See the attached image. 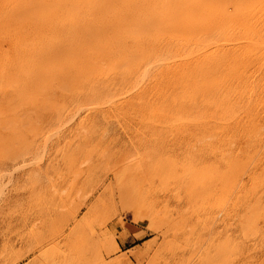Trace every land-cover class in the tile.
Listing matches in <instances>:
<instances>
[{
  "label": "rangeland",
  "instance_id": "1",
  "mask_svg": "<svg viewBox=\"0 0 264 264\" xmlns=\"http://www.w3.org/2000/svg\"><path fill=\"white\" fill-rule=\"evenodd\" d=\"M29 2L0 0V264H264V0H122L123 28L66 1L52 29Z\"/></svg>",
  "mask_w": 264,
  "mask_h": 264
},
{
  "label": "bare ground",
  "instance_id": "2",
  "mask_svg": "<svg viewBox=\"0 0 264 264\" xmlns=\"http://www.w3.org/2000/svg\"><path fill=\"white\" fill-rule=\"evenodd\" d=\"M13 1V0H12ZM19 0H16V2H18ZM32 1V5H33V7H35V8H37V9H39V10H45L44 11V13L41 15V17L39 18V19H37L36 21H32V25H33V28H53V26H55V25H57V26H59V27H62L63 25L64 26H68L69 24H73V21H74V19H75V17H72V14H71V11H67V10H65L66 9V6L64 7V8H62V5L64 4V3H66V1H69L70 3L72 2V5L76 8V9H79L80 10V12H82V13H84V12H86V6L88 7L89 5L91 6L92 4V6H94V4H97V5H99L100 6V12L102 13H100L99 14V16L101 15V21L103 22V25L104 26H109V27H112L113 28V26H117L118 28H123L122 26H121V22L123 21V19H124V14L120 11V6H121V1L122 0H30V2ZM125 1H127V0H125ZM188 2V0H177V2H178V4H181L180 6H179V9L180 10H183L184 9V5H185V2ZM191 1H193V3L195 2V1H198V0H191ZM235 1V0H234ZM21 2V1H20ZM23 2V1H22ZM25 3H26V1H24ZM29 2V3H30ZM165 2V1H164ZM214 2V1H213ZM219 2V1H218ZM151 3V2H150ZM139 4V3H138ZM153 4V3H152ZM160 4V3H159ZM4 5H5V3H4ZM9 5H11V2H10V4ZM19 5V4H18ZM20 5H21V3H20ZM145 5V4H144ZM158 5V4H157ZM205 5V4H204ZM248 5H249V3H248ZM3 6V5H2ZM89 6V8L91 9V8H93L92 6L90 7ZM139 6V5H138ZM262 6H264V5H262ZM32 7V8H33ZM219 7V6H218ZM245 7V6H244ZM0 8H1V6H0ZM3 8H5V7H3ZM7 8V7H6ZM140 8H141V6H140ZM196 8H197V6H196ZM201 8H203V7H201ZM257 8V7H256ZM98 9V8H97ZM141 9H143V8H141ZM225 9V8H224ZM262 10H264V9H262ZM104 11V12H103ZM129 11V10H128ZM131 11H132V9H131ZM191 11H193V10H191ZM198 11H199V8H198ZM113 12V13H112ZM134 12V11H133ZM133 12H131V13H133ZM138 12H139V9H138ZM138 12H136V13H138ZM142 12V11H141ZM144 12V11H143ZM146 12V11H145ZM193 12H195V11H193ZM203 12V11H202ZM248 12H250V11H248ZM258 12V11H257ZM76 13H78V12H76ZM112 13V14H111ZM135 13V12H134ZM135 13V14H136ZM198 12H196V14H197ZM243 13V12H242ZM247 13V12H246ZM251 13V12H250ZM142 14V13H141ZM203 14V13H202ZM258 15H259V13H257ZM261 14V17H264V16H262V15H264V14H262V13H260ZM204 15V14H203ZM206 15V14H205ZM237 15V14H236ZM15 16V15H14ZM29 16V15H28ZM137 16H138V14H137ZM144 16V15H143ZM244 16V15H243ZM27 17V16H26ZM140 17H142V16H140ZM253 17V16H252ZM261 17H259V18H261ZM134 18V17H133ZM197 18V17H196ZM210 19V18H209ZM218 19V18H217ZM235 19V18H234ZM243 19L245 20V18L243 17ZM247 19V18H246ZM258 19V18H257ZM261 20H264V19H262L261 18ZM189 21V20H188ZM75 22V21H74ZM215 22V21H214ZM228 22V21H227ZM241 22V21H240ZM245 22V21H244ZM246 22H248L247 20H246ZM245 22V23H246ZM250 22V21H249ZM127 23H136V20H134V19H129V21H127ZM216 23H218V22H216ZM223 23V22H222ZM226 23V22H225ZM229 23V22H228ZM234 23V22H233ZM10 24V23H9ZM95 24V23H94ZM240 25H241V23H239ZM248 24V23H247ZM247 24H245L244 25V27L243 28H246L245 30H247V28L248 27H246V25ZM259 24V23H258ZM26 25V24H25ZM77 25V24H76ZM214 25H215V23H214ZM219 24H217V26H218ZM224 25V24H223ZM228 25V24H227ZM231 25V24H230ZM243 25V24H242ZM25 27V26H24ZM224 27V26H223ZM230 27V26H229ZM235 27H238V25H236ZM241 27V26H240ZM29 28V27H28ZM38 28V29H39ZM70 28V27H69ZM68 28V29H69ZM82 29H83V27H81ZM249 28H250V26H249ZM218 29V28H217ZM216 29V30H217ZM220 29H222V25L220 24ZM224 29V28H223ZM236 29V28H235ZM240 29V31H241V28H239ZM238 29V30H239ZM251 29V28H250ZM250 29H248V30H250ZM255 29V28H254ZM253 29V30H254ZM49 30V29H48ZM54 30V29H53ZM57 30V29H56ZM214 30V29H213ZM234 30V29H233ZM40 30H38L37 32H39ZM220 31V30H219ZM231 31V30H230ZM237 31V30H236ZM252 31V30H251ZM262 31V30H261ZM22 32V31H21ZM23 32H25V31H23ZM50 32V31H49ZM55 32V31H54ZM53 32V33H54ZM82 32V31H81ZM233 32V31H232ZM235 32V31H234ZM237 32H239V31H237ZM246 32V31H245ZM215 33H216V31H215ZM218 33V32H217ZM236 33V32H235ZM12 34V33H11ZM33 34H35V33H33ZM40 33H38L37 34V36L39 35ZM49 34V33H48ZM57 34V33H56ZM80 34V33H79ZM209 34V33H208ZM222 34V33H221ZM237 34H240V32L239 33H237ZM236 34V35H237ZM243 34V33H242ZM248 34V33H247ZM253 34H255V33H253ZM10 35V34H9ZM41 35V34H40ZM39 35V36H40ZM63 35V34H62ZM217 35V34H216ZM232 35V34H231ZM234 35V34H233ZM235 35V36H236ZM258 35V34H257ZM33 36V35H32ZM37 36H35V37H37ZM45 36H47V35H45ZM44 36V37H45ZM50 36V35H49ZM60 36V35H59ZM73 36V35H72ZM201 36H202V34H201ZM22 37V36H21ZM35 37H34V39H35ZM229 37V36H228ZM1 38V37H0ZM3 38V37H2ZM8 38V37H7ZM15 38V37H14ZM24 38H25V36H24ZM27 38V37H26ZM29 38V37H28ZM38 38V37H37ZM70 38V37H69ZM161 38V37H160ZM211 38V37H210ZM44 39V38H43ZM52 39V38H51ZM53 39H56L55 37L53 38ZM52 39V40H53ZM85 39V38H84ZM188 39V38H187ZM191 39V38H190ZM14 40V39H13ZM66 40V39H65ZM86 40V39H85ZM12 41V40H11ZM28 41H29V39H28ZM159 41V40H158ZM228 41V40H227ZM231 42L233 41H235V38H234V40L232 39V40H230ZM230 41H228L229 43H230ZM239 41V40H238ZM243 41H245V40H243ZM248 41V40H247ZM20 42H22V41H20ZM40 42H42V41H40ZM45 42V41H44ZM143 42V41H142ZM184 42H185V40H184ZM183 42V43H184ZM213 42V41H212ZM237 42V41H236ZM241 43H242V41H240ZM240 42H238V43H240ZM249 42H250V40H249ZM23 43H25V42H23ZM43 43V42H42ZM46 43V42H45ZM86 43H87V41H86ZM126 43H127V41H126ZM131 43V42H130ZM129 43V44H130ZM160 43H162V42H160ZM189 43V42H188ZM197 43V42H196ZM210 43V42H209ZM218 43V42H217ZM216 43V44H217ZM235 43V42H234ZM248 43V42H247ZM251 43L253 44V45H260L261 46V49L262 50H264V36H262V34H260L259 36H258V38H252L251 39ZM3 44V43H2ZM11 45H13L12 43H10ZM14 44H15V42H14ZM27 44V43H26ZM40 44V43H39ZM38 44V45H39ZM87 44H89V43H87ZM101 44H102V42H101ZM191 44V43H190ZM189 44V45H190ZM193 44V43H192ZM232 44V43H231ZM246 44V43H245ZM10 45V46H11ZM18 45H19V43H18ZM21 45V44H20ZM29 45V44H28ZM27 45V46H28ZM43 45V44H42ZM128 45V44H127ZM149 45V44H148ZM150 45H152L151 43H150ZM193 45H195V46H197V44H195V42H194V44ZM199 45V44H198ZM201 45H202V43H201ZM207 45V44H206ZM210 45H211V43H210ZM222 45V44H221ZM17 46V45H16ZM22 46V45H21ZM24 46H25V44H24ZM34 46V45H33ZM90 46H92V45H90ZM109 46V45H108ZM126 46V45H125ZM153 46V45H152ZM183 46V45H182ZM200 46V45H199ZM199 46H197V47H199ZM203 46H205V43H204V45ZM225 46V45H224ZM8 47V46H7ZM29 47V46H28ZM36 47V46H35ZM122 47V46H121ZM196 47V48H197ZM210 47H213V46H209V48ZM215 47V49H216V46H214ZM217 47H219V46H217ZM230 47V46H229ZM13 48H15V47H13ZM12 48V49H13ZM38 48V47H37ZM93 48L95 49V47L93 46ZM97 48V47H96ZM153 48V47H152ZM151 47L149 48V49H152ZM183 48V47H182ZM225 48V47H224ZM224 48H222V49H224ZM231 48V47H230ZM243 48H244V46H243ZM247 48V47H246ZM245 48V49H246ZM10 49V48H9ZM16 49V48H15ZM26 49H28V48H26ZM26 49H24V50H26ZM123 49H124V47H123ZM186 49V48H185ZM195 49V48H194ZM211 49V48H210ZM209 49V50H210ZM213 49V48H212ZM218 49V48H217ZM226 49V48H225ZM29 50H31V48L29 49ZM33 50H35V48L33 49ZM32 50V51H33ZM50 50H52V49H50ZM98 50V49H97ZM100 50V49H99ZM113 50V49H112ZM154 50V49H153ZM184 50V49H183ZM196 50V49H195ZM199 50H201V49H199ZM206 50H207V47H206ZM208 50V51H209ZM231 50V49H230ZM237 50V49H236ZM241 50H242V48H241ZM15 51V50H14ZM21 52L23 51V50H20ZM19 51V52H20ZM35 51H37V50H35ZM35 51L33 52V53H35ZM55 51V50H54ZM104 51V50H103ZM115 52H116V50H114ZM157 51H159V50H157ZM178 51V50H177ZM186 51H188V50H186ZM189 51H191V50H189ZM198 50H196V52H197ZM203 52L205 51V50H202ZM16 52V54H19V53H17V50L15 51ZM58 52V51H57ZM146 52H148V51H146ZM160 52V51H159ZM191 52H193V51H191ZM190 52V53H191ZM207 52V51H206ZM218 52V51H217ZM217 52H216V55H217ZM228 52V51H227ZM236 52V51H235ZM9 52H7V54H8ZM23 53V52H22ZM47 53V52H46ZM189 53V54H190ZM220 53V52H219ZM257 52H255V54H256ZM39 54V53H38ZM159 54V53H158ZM189 54H187V55H189ZM192 54H194V52L192 53ZM198 54H200L199 52H198ZM201 54H203V53H201ZM208 54V53H207ZM206 54V55H207ZM211 54V53H210ZM229 54V53H228ZM245 54V53H244ZM252 54V53H251ZM254 54V55H255ZM262 54H264V53H262ZM5 55V54H4ZM10 55H12V53L10 54ZM31 55V54H30ZM29 55V56H30ZM141 55V54H140ZM144 56L146 55V54H143ZM148 55V54H147ZM146 55V56H147ZM154 55H155V52H154ZM165 55V54H164ZM170 55V54H169ZM180 55V54H179ZM182 55V54H181ZM186 55V56H187ZM195 55V54H194ZM219 55V54H218ZM218 55H217V57H218ZM227 55V54H226ZM13 56V55H12ZM14 56H16V55H14ZM18 56V55H17ZM37 56V55H36ZM192 56V55H191ZM196 56V55H195ZM198 56H200V55H197L196 57H197V59H198ZM203 56V55H202ZM207 56H210V55H207ZM213 56V55H212ZM228 56V55H227ZM253 56V55H252ZM9 57H11V56H9ZM9 57H7L8 59H10ZM33 56H31V58H32ZM110 57H112V56H110ZM159 57V56H158ZM179 57V56H178ZM182 57H184V55L182 56ZM221 57V56H220ZM246 57V56H245ZM262 57H264V56H262ZM17 58V57H16ZM22 58H24V57H22ZM26 58V57H25ZM29 58V57H28ZM27 58V59H28ZM34 58H35V55H34ZM147 58V57H146ZM167 58V57H166ZM185 58V57H184ZM187 58H188V56H187ZM193 58H195L194 56L191 58L192 60H196V59H193ZM213 58H214V56H213ZM215 58H216V56H215ZM234 58V57H233ZM3 59H6V58H3ZM12 59V58H11ZM13 59H14V57H13ZM20 59H21V57H20ZM30 59V58H29ZM40 59V58H39ZM155 59H156V57H155ZM165 59V58H164ZM168 59V58H167ZM174 59H175V57H174ZM177 59V58H176ZM190 59V58H189ZM191 59H190V61H191ZM232 59V58H231ZM235 59H236V57H235ZM14 60H16V59H14ZM13 60V61H14ZM25 60V59H24ZM74 60H76V59H74ZM88 60V59H87ZM171 59H169V61H170ZM179 60V59H178ZM178 60L176 61L175 60V62H178ZM215 60H217V59H215ZM223 60V59H222ZM238 60V59H237ZM2 60H1V58H0V62H1ZM4 61V60H3ZM5 61H7V59L5 60ZM9 61H11V60H9ZM18 61H20V60H18ZM17 61V62H18ZM48 61V60H47ZM66 61V60H65ZM108 61V60H107ZM131 61V60H130ZM157 61V60H156ZM164 61V60H163ZM167 61V60H166ZM183 61V60H182ZM186 61V60H185ZM189 61V62H190ZM196 61H199V60H196ZM211 61V60H210ZM226 61V60H225ZM231 61V60H230ZM16 62V61H15ZM63 62H64V60H63ZM165 62V61H164ZM168 62V61H167ZM174 62V63H175ZM184 62V61H183ZM191 62H193V61H191ZM195 62V61H194ZM193 62V63H194ZM208 62V61H207ZM212 62V61H211ZM233 62V61H232ZM2 63V62H1ZM4 63V62H3ZM7 63V62H6ZM46 63V62H45ZM47 63H49V62H47ZM70 63V62H69ZM132 63H133V61H132ZM162 64H163V62H161ZM201 63V62H200ZM214 63H217V62H214ZM222 63H224L223 61H222ZM245 63H247L246 61H245ZM245 63H243V65L245 64ZM17 63H15V65H16ZM22 64H24L23 62H22ZM74 64V63H73ZM105 64V63H104ZM134 64V63H133ZM141 64H143L142 62H141ZM153 65H155L154 64V62L152 63ZM152 64H151V66H152ZM157 65L159 64V63H156ZM169 64H171V62H169ZM178 64V63H177ZM208 64V63H207ZM210 64V63H209ZM219 64V63H218ZM240 64V63H239ZM242 64V63H241ZM2 65H4V67H5V64H2ZM8 65H10L9 63H8ZM8 65H7V68H8ZM13 64H11V66H12ZM132 65V64H131ZM161 65V64H160ZM168 65V64H167ZM172 65V64H171ZM181 65V64H180ZM184 65V64H183ZM215 65V64H214ZM10 66V67H11ZM55 66V65H54ZM111 66H113V64L111 65ZM148 66V65H147ZM207 66V65H206ZM220 65H218V67H219ZM232 66V65H231ZM261 66H264V65H261ZM3 67V68H4ZM20 67V65H18V68ZM23 67V66H22ZM46 67H50V66H45V68ZM73 67H74V65H73ZM138 67H140V66H138ZM153 67V66H152ZM151 67V68H152ZM171 67V66H170ZM175 67V66H174ZM178 67V66H177ZM196 67V66H195ZM211 67V66H210ZM6 68V67H5ZM15 69H16V67H14ZM68 68V67H67ZM82 68H84V67H82ZM133 68H134V66H133ZM141 68V67H140ZM151 68H149L148 69V72L149 71H151ZM205 68H207V67H205ZM214 68H215V66H214ZM242 68V67H241ZM9 69V68H8ZM13 68H11V69H9V71L10 70H12ZM20 69V68H19ZM56 69V68H55ZM59 69V68H58ZM75 69V68H74ZM120 69H122V68H120ZM131 69V68H130ZM136 69V68H135ZM183 69V68H182ZM215 69H217V67L215 68ZM218 69H220V68H218ZM239 69V68H238ZM258 69H260V68H258ZM27 70V69H26ZM46 70H48V69H46ZM132 70V69H131ZM142 70V69H141ZM174 70V69H173ZM173 70H171V71H173ZM188 70V69H187ZM193 70V69H192ZM201 70V69H200ZM212 70H213V68H212ZM242 70V69H241ZM262 70V69H261ZM260 70V71H261ZM2 71V70H1ZM4 71V70H3ZM9 71H7V72H9ZM16 71L18 72L19 70L18 69H16ZM15 71V72H16ZM54 71V70H53ZM59 71V70H58ZM68 71V70H67ZM72 71H74V70H72ZM122 71V70H121ZM154 71V70H153ZM158 71V70H157ZM175 71V70H174ZM181 71V70H180ZM184 71H186V69L184 70ZM189 71V70H188ZM194 71H195V69H194ZM215 71V70H214ZM234 71V70H233ZM14 72V70H13V73H15ZM25 72V71H24ZM44 72V71H43ZM46 72V71H45ZM48 72H49V70H48ZM66 72V71H65ZM95 72V71H94ZM123 72V71H122ZM121 72V73H122ZM160 72V71H159ZM165 72H167V71H165ZM200 72V71H199ZM211 72V71H210ZM237 72H238V70H237ZM2 73H4V72H2ZM12 72H10V74H11ZM68 73H70V71L68 72ZM114 73V72H113ZM116 74H117V76H118V73H117V71L115 72ZM124 74H125V72H123ZM129 73H130V71H129ZM128 73V74H129ZM132 73V72H131ZM141 73V72H140ZM150 73V72H149ZM171 73V72H170ZM191 73V72H190ZM197 73V72H196ZM213 74H215V72H212ZM217 73V72H216ZM220 73V72H219ZM223 72H221V74H222ZM0 74H1V72H0ZM16 75H14V76H17L18 74L17 73H15ZM57 74H59V72L57 73ZM62 74V73H61ZM142 74V73H141ZM151 74V73H150ZM154 74V73H153ZM167 74V73H166ZM182 74V73H181ZM192 74H193V71H192ZM195 74V73H194ZM193 74V75H194ZM201 74H203V73H201ZM209 74V73H208ZM207 74V75H208ZM107 75V74H106ZM123 75V74H122ZM147 75V74H146ZM180 75V74H179ZM190 75V74H189ZM204 75V74H203ZM211 75V74H210ZM223 75V74H222ZM225 75V74H224ZM233 76L235 75L234 73L232 74ZM255 75H259V74H255ZM19 76H21V75H19ZM97 76H98V74H97ZM103 76V75H102ZM110 76V75H109ZM121 76V75H120ZM141 76V75H140ZM149 76V75H148ZM147 76V78H148V81H149V77ZM163 76V75H162ZM184 76H186V74L184 75ZM183 75H182V77H184ZM221 76V75H220ZM232 76V77H233ZM94 77H96V75L94 76ZM113 77H115V78H117L116 76H113ZM139 77V76H138ZM146 77V76H145ZM169 77V76H168ZM209 77V76H208ZM228 77V76H227ZM245 77V76H244ZM20 79H22L21 77H19ZM24 78H25V76H24ZM49 78V77H48ZM52 78V77H51ZM91 78V77H90ZM118 78H119V76H118ZM177 78V77H176ZM184 78H186V77H184ZM190 78V77H189ZM212 78H214V77H212ZM216 79L218 78V77H215ZM256 78V77H255ZM4 79L5 80H7L5 77H4ZM18 79V78H17ZM26 79V78H25ZM29 79V78H28ZM42 79V78H41ZM93 80H92V82H94V78H92ZM113 79L114 78H112V77H110V80H112V82H113ZM120 79H122L123 80V76H121V78ZM124 79H127V78H125V76H124ZM137 79V78H136ZM140 79H141V77H140ZM154 79H156V78H154ZM175 79V78H174ZM181 79V78H180ZM183 79V78H182ZM196 79V78H195ZM194 79V81H195V83L197 82L196 80ZM220 79V78H219ZM4 80V81H5ZM105 80H106V78H105ZM117 80V79H116ZM116 80H114V81H116ZM147 80V79H146ZM145 80V84H147L146 81ZM152 80V79H151ZM172 80H173V77H172ZM171 80V81H172ZM177 80V79H176ZM193 80V79H192ZM208 80V79H207ZM225 80V79H224ZM22 82H24L23 80H21ZM118 81V80H117ZM124 81V80H123ZM122 81V82H123ZM136 81V80H135ZM139 81V80H138ZM143 81V80H142ZM141 80H140V82H142ZM153 81V80H152ZM180 81V80H179ZM178 80L176 81V84H177V82H179ZM187 81H189V80H187ZM6 82V81H5ZM106 82V81H105ZM111 82V83H112ZM121 82V81H120ZM126 83H127V80L125 81ZM128 82H129V80H128ZM166 82H168V81H166ZM182 82H184V80L183 81H181V83ZM27 83V82H26ZM39 83H40V81H39ZM83 83H85V82H83ZM118 83V82H117ZM130 83V82H129ZM134 83V85L136 86V84H135V82H133ZM143 83H144V81H143ZM151 83V82H150ZM3 84H4V82H3ZM87 84V83H86ZM114 84V83H113ZM122 84H124V83H122ZM131 84V83H130ZM144 84V85H145ZM175 84V85H176ZM1 85V84H0ZM23 85H25V84H23ZM41 86H42V82H41V84H40ZM76 85V84H75ZM107 85H108V83H107ZM119 85H121V83L119 84ZM127 85H129V84H127ZM133 85V84H132ZM141 85V84H140ZM193 85V84H192ZM198 86H199V84H197ZM21 86H22V83H21ZM46 86V85H45ZM92 86V85H91ZM109 86V85H108ZM112 86H114V85H112ZM117 86V85H116ZM124 86V85H123ZM122 86V87H123ZM131 86V85H130ZM143 86V85H142ZM141 86V87H142ZM189 86V85H188ZM227 86V85H226ZM1 87H3V86H1ZM1 87H0V89H1ZM14 87V86H13ZM13 87H12V89H13ZM110 87V86H109ZM121 87V86H120ZM132 87V86H131ZM141 87L139 88V89H141ZM144 87V86H143ZM191 87V86H190ZM5 89H7L8 90V87L6 86V87H4ZM79 88H81V87H79ZM84 88V87H83ZM98 88V87H97ZM127 88V86L125 87V89ZM129 88V87H128ZM134 88V90H135V88L136 87H133ZM132 88V89H133ZM147 88H148V86H147ZM198 88V87H197ZM197 88H195V89H197ZM4 89V90H5ZM20 90L22 89L21 87L19 88ZM19 89H16L17 91L19 90ZM23 89H26V88H24L23 87ZM28 89V88H27ZM92 89H94V88H92ZM110 89H111V87H110ZM118 89H120V88H118ZM123 89V88H122ZM143 89V88H142ZM141 89V90H142ZM168 89H169V87H168ZM191 89V88H190ZM201 89V88H200ZM3 90V89H2ZM15 90V89H14ZM19 90V91H20ZM96 90V89H95ZM94 90V91H95ZM112 90V89H111ZM113 90H115L114 89V87H113ZM117 90V89H116ZM121 90V89H120ZM133 90V91H134ZM177 90V89H176ZM181 90V89H180ZM208 90V89H207ZM1 91V90H0ZM6 91V90H5ZM17 91H15V93L17 92ZM24 90H22V92H23ZM33 91V90H32ZM31 91V92H32ZM91 92V93H95V92ZM107 91V90H106ZM119 91V90H118ZM127 91V90H126ZM187 91V90H186ZM185 91V92H186ZM197 91V90H196ZM201 91V90H200ZM21 92V93H22ZM25 92V91H24ZM30 92V91H29ZM97 92H101L100 90L99 91H97ZM102 92H104V91H102ZM125 92V91H124ZM122 93V94H128V92L129 91H127V93ZM136 92V91H135ZM137 92H138V86H137ZM150 92H151V90H150ZM181 92V91H180ZM0 93H2V92H0ZM5 93H7V92H5ZM9 93H11V92H9ZM15 93H13L14 95H15ZM107 93V92H106ZM109 93V92H108ZM112 93H113V91H112ZM115 93H117V92H115ZM132 93V92H131ZM130 93V94H131ZM187 93V92H186ZM186 93H184V95L186 94ZM190 93V92H189ZM193 92H191V94H192ZM8 94V93H7ZM17 94V96H19L20 95V93H19V95H18V92L16 93ZM78 94V93H77ZM118 94V93H117ZM147 94V93H146ZM180 94V93H179ZM182 94V93H181ZM251 94V93H250ZM1 95V94H0ZM4 95V94H3ZM14 95H9V96H11L12 97V99H13V96ZM82 95V94H81ZM90 95V94H89ZM93 95V94H92ZM91 95V96H92ZM95 95V94H94ZM93 95V96H94ZM103 95V94H102ZM102 95H100L101 97H102ZM112 95V94H111ZM115 95V94H114ZM120 94H118V96H119ZM132 95H133V93H132ZM137 95H139V94H137ZM190 95V94H189ZM189 95H187V96H189ZM205 95V94H204ZM5 96H7L6 94H5ZM8 96V97H9ZM16 96V95H15ZM28 96V97H27ZM24 95V97H26L27 98V100L29 99V95ZM87 96V95H86ZM113 96V95H112ZM111 96V97H112ZM123 96V95H122ZM146 96V95H145ZM182 96V95H181ZM180 96V97H181ZM251 96V95H250ZM8 97H6V99L8 98ZM89 97V96H88ZM97 97H98V93H97ZM115 97V96H114ZM125 97H127V95L126 96H124V98ZM142 97L144 98V96L142 95ZM167 97V96H166ZM180 97H178V98H180ZM194 98L196 97V96H193ZM249 97V96H248ZM3 98H5V97H3ZM15 98H17V97H14V100L15 101H17ZM20 98H23V96L22 97H20ZM26 98H24V101H26ZM87 98V97H86ZM86 98H84V99H86ZM91 98V97H90ZM90 98H87L88 100L90 99ZM94 98V97H93ZM102 98H105V97H102ZM109 98H110V95H109ZM119 98H120V96H119ZM128 98L130 99L131 97H130V95H128ZM138 98H140V97H138ZM152 98V97H151ZM185 98H186V95H185ZM193 98V99H194ZM6 99H5V101H6ZM11 99V98H10ZM9 99V100H10ZM19 99V98H18ZM95 99V98H94ZM114 99V98H113ZM112 99V100H113ZM120 99H123V98H120ZM119 99V100H120ZM127 99V98H126ZM133 99V98H132ZM131 99V100H132ZM141 99V98H140ZM139 99V100H140ZM168 99V98H167ZM172 99V98H171ZM173 99H175V98H173ZM172 99V100H173ZM249 99V98H248ZM4 99H2V100H0V101H3ZM9 100H7V104L9 103ZM20 101H22L21 99H19ZM91 100H93L92 98H91ZM98 100V99H97ZM102 100V99H101ZM128 100V99H127ZM127 100H124V101H127ZM134 100H136V98L134 99ZM145 100L146 99H144V101L143 102H145ZM176 100H177V98H176ZM176 100H174L173 102H175V104H174V107L176 106ZM178 100H180V99H178ZM195 100V99H194ZM4 101V102H5ZM11 101H13V100H10V103H11ZM29 101V100H28ZM30 101H32V100H30ZM94 101V100H93ZM92 101V102H93ZM100 101V100H99ZM103 102H104V100H102ZM108 101V100H107ZM117 101V100H116ZM133 101V100H132ZM131 101V102H132ZM137 101H138V99H137ZM142 101V100H141ZM252 101V100H251ZM86 102V101H85ZM106 102V101H105ZM112 102V101H111ZM121 102V101H120ZM148 102H149V100H148ZM186 103V101L184 100L183 101V104L185 105V103ZM188 102V101H187ZM3 102H1V104H2ZM6 103V102H5ZM14 103V102H13ZM13 103H11V104H8L9 106L10 105H13ZM20 103H22L23 104V102H20ZM30 102H28L27 104H29ZM80 103H84V101H82V102H80ZM89 103V102H88ZM86 104V105H89V104ZM96 103H97V101H96ZM109 103V102H108ZM113 103V102H112ZM116 103V102H115ZM125 103H127V102H124V104ZM129 103V102H128ZM133 103H134V101H133ZM141 103V102H140ZM145 103H147V102H145ZM190 103H191V101H190ZM252 103V102H251ZM0 104V105H1ZM4 104V103H3ZM7 104H4V105H6L7 106ZM15 104V103H14ZM21 104V105H22ZM26 104V105H27ZM100 104H102L101 102H100ZM104 104V103H103ZM110 104V103H109ZM121 104V103H120ZM132 104V103H131ZM147 104H149V103H147ZM233 104V103H232ZM235 104V103H234ZM75 105V104H74ZM85 104H83V106H84ZM94 106H97V104L95 105V103L93 104ZM130 104H128L127 105V107L129 106ZM136 104H134V106H135ZM137 105H138V103H137ZM136 105V106H137ZM141 105V104H140ZM151 105H153V104H151ZM150 105V106H151ZM182 105V104H181ZM183 105V106H184ZM195 105V104H194ZM220 105V104H219ZM9 106H8V108H9ZM18 106H19V104H18ZM16 107L19 111L21 110V109H19V107ZM78 106V105H77ZM118 106V105H117ZM122 106V105H121ZM133 106V105H132ZM135 106V107H136ZM145 106V105H144ZM144 106H142V107H144ZM155 106V105H154ZM166 106H168V104L166 105ZM237 106V105H236ZM11 107V106H10ZM12 107H14V105L12 106ZM12 107H11V109H12ZM23 107V106H22ZM99 107V106H98ZM112 107V106H111ZM124 107H126L125 105H124ZM130 107V106H129ZM138 107H139V105H138ZM156 107V106H155ZM160 107V106H159ZM163 107H164V105H163ZM182 107V106H181ZM231 107V106H230ZM242 107V106H241ZM256 107V106H255ZM7 108V109H8ZM15 108V109H16ZM72 108H73V106H72ZM81 108V107H80ZM79 108V109H80ZM91 108V107H90ZM139 108H141V107H139ZM138 108V109H139ZM149 108V107H148ZM161 108V107H160ZM185 108V107H184ZM196 108H197V105H196ZM195 108V109H196ZM236 108V107H235ZM234 107L232 108V109H235ZM250 108V107H249ZM252 108V107H251ZM10 109V108H9ZM14 109V108H13ZM16 109V110H17ZM71 109V108H70ZM85 109V108H84ZM87 109H89V108H87ZM98 109V108H97ZM113 109V108H112ZM115 109H116V106H115ZM125 109V108H124ZM144 109H145V107H144ZM154 109H156V108H154ZM153 109V110H154ZM164 109H166V107H164ZM172 109V108H171ZM192 109H193V107H192ZM231 109V108H230ZM246 109V108H245ZM245 109H244V111H245ZM2 110V109H1ZM6 110V109H5ZM61 110H63V109H61ZM65 110V109H64ZM72 110V109H71ZM70 110V111H71ZM146 110V109H145ZM149 111H146V112H149V114H150V109H148ZM158 110V109H157ZM187 110V109H186ZM73 111V110H72ZM119 111V110H118ZM140 111V110H139ZM144 111V110H143ZM156 111V110H155ZM168 111H170V109L168 110ZM174 111H176V110H173V113H174ZM179 111H182V110H178V114L180 113ZM190 111V110H189ZM188 111V112H189ZM234 111V110H233ZM9 112H11L10 110H9ZM12 112H13V110H12ZM25 112V111H24ZM80 112V111H79ZM121 112V111H120ZM124 112H125V110H124ZM145 112V111H144ZM145 112V113H146ZM158 112H161V111H158ZM171 112V111H170ZM187 112V111H186ZM192 112V111H191ZM211 112V111H210ZM209 112V113H210ZM236 112H237V110H236ZM6 113H8V110L6 111ZM73 113V112H72ZM135 113V112H134ZM162 113H164L163 112V110H162ZM235 113V112H234ZM245 113H247L246 111H245ZM159 114H161V113H159ZM184 115H186L185 113H183ZM202 114V113H201ZM214 114V113H213ZM228 114V113H227ZM249 113H247V115H248ZM72 115V114H71ZM122 115V114H121ZM136 115V114H135ZM156 115H157V113H156ZM163 115H165V113L163 114ZM163 115H162V117H163ZM166 115H169V114H166ZM171 115H172V113H171ZM200 115V114H199ZM211 115H212V113H211ZM210 115V117H213V116H211ZM219 115V114H218ZM223 115V114H222ZM231 115V114H230ZM240 115V114H239ZM246 115V116H247ZM12 116V115H11ZM62 116V115H61ZM138 116H140V115H138ZM150 116H152V109H151V115ZM159 116H161V115H159ZM179 117L178 118H180L181 119V117H180V115H178ZM181 116H183L182 114H181ZM187 116V115H186ZM220 116H221V114H220ZM238 116V115H237ZM5 117V116H4ZM58 117H60V116H58ZM165 117H167V116H165ZM164 117V118H165ZM176 117V116H175ZM219 117V116H218ZM233 117V116H232ZM7 118H8V116H7ZM149 118V117H148ZM151 118L152 117H150L148 120H151ZM161 118V117H160ZM168 118V117H167ZM178 118H177V120H178ZM194 118H196L195 116H194ZM235 118H236V116H235ZM0 119H2V118H0ZM6 119V118H5ZM9 120H10V118H8ZM138 119H139V117H138ZM179 119V120H180ZM228 119H229V117H228ZM231 119V118H230ZM242 119V118H241ZM3 120H4V118H3ZM163 120V119H162ZM177 120H176V122H177ZM182 120V119H181ZM192 120V119H191ZM141 121H142V119H141ZM145 121V120H144ZM144 121L142 122V123H144ZM147 121V120H146ZM152 121V120H151ZM159 121H161V120H159ZM173 121V120H172ZM184 121V120H183ZM185 121H187V120H185ZM184 121V122H185ZM199 121H201V120H199ZM198 121V122H199ZM225 121V120H224ZM226 121H227V119H226ZM149 122V121H148ZM148 122H145L144 124H147V125H149L148 124ZM154 122H155V120H154ZM162 122V121H161ZM161 122H158V125H159V123H161ZM164 122V121H163ZM181 122V121H180ZM179 122V123H180ZM188 122H189V120H188ZM187 122V123H188ZM196 122V121H195ZM209 122V121H208ZM217 122V121H216ZM220 122V121H219ZM223 122V121H222ZM152 123V122H151ZM166 123V122H165ZM165 123H163V124H165ZM178 123V122H177ZM191 123H192V121H191ZM191 123L189 124V125H191ZM246 123V122H245ZM153 124V123H152ZM155 124V126H156V123H154ZM184 124V123H183ZM182 124V125H183ZM212 124V123H211ZM169 125H171V124H169ZM181 125V124H180ZM249 126H250V124H248ZM154 126V127H155ZM161 126V125H160ZM167 126V125H166ZM165 126V127H166ZM210 126V125H209ZM153 127V126H152ZM171 127V126H170ZM169 127V128H170ZM184 127V126H183ZM207 127V126H206ZM237 129V128H236ZM241 129V128H240ZM25 130V129H24ZM201 131V130H200ZM206 131V130H205ZM204 131V132H205ZM223 131V130H222ZM227 131V130H226ZM224 132V131H223ZM224 133H226V132H224ZM248 133V132H247ZM250 133H251V129H250ZM249 133V134H250ZM227 134V133H226ZM210 135V134H209ZM216 135H218V134H216ZM223 135V134H222ZM221 136V135H220ZM233 136V135H232ZM216 138V137H215ZM214 138V139H215ZM242 140V139H241ZM223 143V142H222ZM246 143V142H245ZM223 145V144H222ZM246 172V171H245ZM251 181V180H250ZM241 182V181H240ZM238 186H239V184H238ZM236 191V190H235ZM234 193V192H233ZM230 198V197H229Z\"/></svg>",
  "mask_w": 264,
  "mask_h": 264
}]
</instances>
